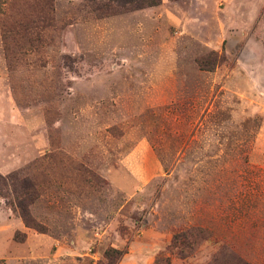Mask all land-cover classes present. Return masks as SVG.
Masks as SVG:
<instances>
[{"label":"rangeland","instance_id":"374dc122","mask_svg":"<svg viewBox=\"0 0 264 264\" xmlns=\"http://www.w3.org/2000/svg\"><path fill=\"white\" fill-rule=\"evenodd\" d=\"M43 1L0 0V174L42 227L0 197V264H264V0Z\"/></svg>","mask_w":264,"mask_h":264},{"label":"trees","instance_id":"16d2710c","mask_svg":"<svg viewBox=\"0 0 264 264\" xmlns=\"http://www.w3.org/2000/svg\"><path fill=\"white\" fill-rule=\"evenodd\" d=\"M97 11L99 14L108 13H118L125 12L133 9L144 8L148 6H154L160 3V0H86ZM45 5L49 2L47 0L43 1ZM41 22V21H40ZM31 26L35 28L45 27L44 21L40 24L37 21L31 22ZM39 26V27H38ZM32 33V32H29ZM28 34V33H27ZM25 35L27 37V42L32 43L35 40H39L41 37V30L37 31L33 35ZM201 62V61H200ZM205 67V65H202ZM36 194L35 185L27 176H20L18 172H10L6 175L0 174V197L8 199L9 205L13 206L14 211H16L22 218L26 226L33 227L37 230H41V226L31 217L28 211V205L31 203L34 195ZM202 230H200L201 232ZM199 233V231H198ZM110 253L117 254L119 258L123 251L112 250ZM229 264H251L249 261L245 260L239 256L234 251H229ZM114 262V261H113Z\"/></svg>","mask_w":264,"mask_h":264}]
</instances>
